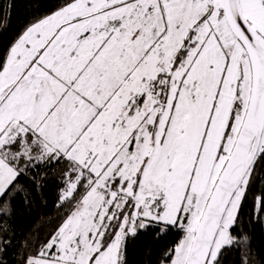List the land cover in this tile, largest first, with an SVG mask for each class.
Returning a JSON list of instances; mask_svg holds the SVG:
<instances>
[{"label":"snow or ice","instance_id":"obj_1","mask_svg":"<svg viewBox=\"0 0 264 264\" xmlns=\"http://www.w3.org/2000/svg\"><path fill=\"white\" fill-rule=\"evenodd\" d=\"M49 175L59 223L12 264H129L144 235L175 237L159 264H223L245 213L264 224V0H62L26 25L0 47V213Z\"/></svg>","mask_w":264,"mask_h":264},{"label":"trees","instance_id":"obj_2","mask_svg":"<svg viewBox=\"0 0 264 264\" xmlns=\"http://www.w3.org/2000/svg\"><path fill=\"white\" fill-rule=\"evenodd\" d=\"M62 0H3L0 3V47L6 49L12 38L37 17L54 11ZM12 6L9 8L8 5ZM21 193L12 203L10 210L0 213V226L8 228V235L14 236L13 244L4 255L9 264L18 261L24 251L25 243L34 245L43 240L59 223L61 215L57 208L60 183L54 175H49L40 190ZM25 196L28 197L25 200ZM248 239L239 247L233 246L224 254L223 264H264V224L247 222L245 213L243 225L237 226ZM175 237L156 241L151 235L141 236L128 249L129 264H159L164 248Z\"/></svg>","mask_w":264,"mask_h":264}]
</instances>
